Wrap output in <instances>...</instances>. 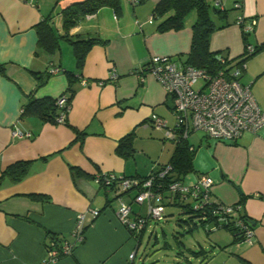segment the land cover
I'll list each match as a JSON object with an SVG mask.
<instances>
[{"label": "crops", "instance_id": "0c3cea01", "mask_svg": "<svg viewBox=\"0 0 264 264\" xmlns=\"http://www.w3.org/2000/svg\"><path fill=\"white\" fill-rule=\"evenodd\" d=\"M78 1L0 0V65L4 67L0 71V173L17 161H28L20 180L6 178L0 184V264H127L129 253L136 250L137 254L149 223L139 237L133 236L116 216L117 196L131 204V218L144 215L146 207L132 201L133 190L119 194L101 185L95 174L111 171L118 178L140 179L167 164L174 148L172 141L166 143L165 128L154 127L150 120L155 113L167 127L174 125L171 98L152 75L141 81L137 73L156 55L186 64L196 13H189L182 29L159 32V18L153 16L159 0H119L118 7L102 6L66 30L62 10ZM206 1L214 6V0ZM221 4L222 9L215 7L224 16L212 18L216 25H224L210 34L209 49L232 65L246 44L255 48L245 59L239 80L249 85L264 111V0H221ZM47 17L59 37L68 33L71 39H97L81 67L65 38H59L53 53L38 47L35 25ZM251 24L252 29L244 32ZM54 66L59 71L51 73ZM113 69L116 80L109 79ZM33 72L49 73V78L37 86ZM62 94L67 97L62 122L23 113L32 98ZM14 123L31 135L11 138ZM131 132L134 152L123 157L116 147ZM187 142L194 153L192 171L183 179L192 183L200 173L212 176L211 198L239 204L251 220L253 236L251 243L238 241L226 227L208 222L203 225L207 245L198 240L188 244L183 248L188 253L179 254L183 263L264 264V127L255 133L245 131L234 142L211 140L193 131ZM75 168L81 172L75 174ZM89 209L99 214L94 217ZM80 212L85 213L83 241L71 253L47 259L50 235L72 240ZM178 259L173 262L180 264ZM135 260L136 256L133 264Z\"/></svg>", "mask_w": 264, "mask_h": 264}, {"label": "built area", "instance_id": "2783aa9c", "mask_svg": "<svg viewBox=\"0 0 264 264\" xmlns=\"http://www.w3.org/2000/svg\"><path fill=\"white\" fill-rule=\"evenodd\" d=\"M214 6L222 9L221 0H214ZM239 7L240 4L236 3ZM152 16L149 22H152ZM242 18L238 17L241 23ZM252 24L243 29L250 31ZM255 48L249 44L233 64L218 70L214 74L208 73L203 68L194 67L189 64H180L164 55L151 57L143 66L137 76L144 81L145 75H152L163 87L165 94L171 98L174 125L167 127L165 119L155 113H151L150 120L154 127L165 128V139L175 142L178 139H186L193 131L204 133L208 139L215 141L234 142L245 132H257L264 127V111L256 103L249 85L242 84L239 80L242 69L245 67L244 57L251 55ZM221 61H225L221 59ZM59 68L54 66L51 73H56ZM109 79L116 80L117 73L113 69ZM59 107V115L56 120H64V112L67 109V97L62 94L56 98ZM11 138L29 137L30 132L21 130L14 123L10 132ZM192 149L193 147L190 146ZM170 166H166L158 175H151L145 179L120 177L114 172L99 171L95 174L96 180L108 189L117 193L133 190L132 201L145 205L146 213L137 214L131 218V204L117 196L118 206L116 216L125 225L131 234L139 237L150 221H160L165 217V201L181 203L190 201L192 212L198 215L197 224L205 223L206 209L212 206L210 187L214 178L207 173H200L194 182L188 183L185 180H175L166 189L159 190L153 183L157 177H162ZM190 204V205H191ZM239 204L228 205L217 202L212 212L218 216L219 221L228 222L234 219V224L243 231L242 242L251 243L253 236L252 227L248 226L238 216ZM95 217L98 210L89 209ZM84 212L77 215L75 226L71 231L72 241L64 244L63 255L71 253L72 249L83 241L84 235ZM217 226V225H216ZM136 250L129 253L127 264H133ZM59 253L56 249L47 250V259L56 260ZM175 264V263H174Z\"/></svg>", "mask_w": 264, "mask_h": 264}, {"label": "trees", "instance_id": "16d2710c", "mask_svg": "<svg viewBox=\"0 0 264 264\" xmlns=\"http://www.w3.org/2000/svg\"><path fill=\"white\" fill-rule=\"evenodd\" d=\"M119 0H81L72 3L70 6L64 8V27L69 30L73 27L77 21L87 15L96 12L102 6L118 7ZM196 13L195 21L192 24V38L190 44V50L186 56V64L194 67L203 68L208 73L214 74L220 69L230 65L229 61H221L217 56H220L217 52H212L209 49V37L210 34L217 28L222 27L224 24L216 25L213 20V15L222 18L224 16L223 10L210 6L206 0H159L155 7L153 16L159 18L156 25V29L159 32H165L169 30H180L185 26L186 18L190 12ZM36 32L38 34L37 45L46 52L53 53L59 47V38H65L72 46L76 65L81 67L84 56L90 46L97 40L93 37H83L79 39H71L68 37V33L62 36H58L51 24L48 17L39 21L35 25ZM254 53V52H253ZM250 55L244 57L247 59ZM239 61L234 64H238ZM146 65V64H145ZM144 65V66H145ZM233 65V64H232ZM231 66V65H230ZM143 67V66H142ZM0 71H4V67L0 65ZM37 79V86L43 85L49 78V73H32ZM72 74L68 72L69 82H72ZM70 89V87H69ZM59 107L56 103V98L45 97L41 99L32 98L23 108L24 114H33L39 116L44 120H56L59 115ZM133 132L126 134L122 137L116 147L117 153L123 157L132 156L134 148L132 145ZM174 148L169 159V162L156 170L149 173L147 176L140 178L145 179L151 175H158L166 166H170L169 170L162 176L157 177L154 181V187H159V190L166 189L168 185L175 180H184V175L192 171V158L194 149L190 148V144L186 139H178L173 142ZM28 161H17L0 173V184L6 179L11 181L20 180L27 171ZM75 174H79L80 169H74ZM139 179V178H138ZM212 199V198H211ZM212 206L206 209L205 223L213 222L214 225L224 226L231 231L235 240L241 241L243 238V231L234 224V219H229L228 222L219 221L218 216L212 212L213 207L217 204V200L212 199ZM176 204L181 205L179 208L180 214L191 213L192 204L190 201L181 203L180 201ZM191 204V205H190ZM238 216L250 227H252L250 218L243 212L242 207L238 211ZM198 215L192 212L186 220L183 222L188 225V229L191 230L196 227ZM197 224V223H196ZM204 225V223H201ZM69 236L53 234L50 235L48 242L46 243V249H56L59 253V257L63 255L62 248L64 244L70 243Z\"/></svg>", "mask_w": 264, "mask_h": 264}, {"label": "rangeland", "instance_id": "374dc122", "mask_svg": "<svg viewBox=\"0 0 264 264\" xmlns=\"http://www.w3.org/2000/svg\"><path fill=\"white\" fill-rule=\"evenodd\" d=\"M172 124L173 119L169 118V125ZM166 143L169 144V140H166ZM165 214L163 220L150 221L148 227L143 231L139 240L136 264H174L173 260L176 257H179L177 261L182 260L180 264H184L185 259L179 254L181 252L188 253V251L183 248H186L191 242L194 243L195 240H198L201 245H207L204 241L206 235L203 225L196 227L192 225L193 228L189 230V226L183 222L192 215V212L180 214L178 206H170L167 203ZM150 231L153 233L150 234Z\"/></svg>", "mask_w": 264, "mask_h": 264}, {"label": "water", "instance_id": "95a60500", "mask_svg": "<svg viewBox=\"0 0 264 264\" xmlns=\"http://www.w3.org/2000/svg\"><path fill=\"white\" fill-rule=\"evenodd\" d=\"M217 58H219V56H217Z\"/></svg>", "mask_w": 264, "mask_h": 264}]
</instances>
